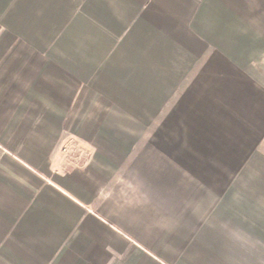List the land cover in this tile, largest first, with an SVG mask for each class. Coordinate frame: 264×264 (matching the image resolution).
I'll list each match as a JSON object with an SVG mask.
<instances>
[{
  "label": "crops",
  "instance_id": "crops-1",
  "mask_svg": "<svg viewBox=\"0 0 264 264\" xmlns=\"http://www.w3.org/2000/svg\"><path fill=\"white\" fill-rule=\"evenodd\" d=\"M0 264H264V0H0Z\"/></svg>",
  "mask_w": 264,
  "mask_h": 264
}]
</instances>
